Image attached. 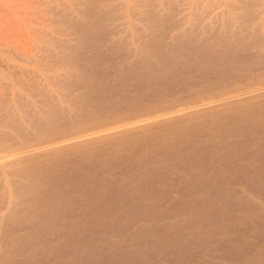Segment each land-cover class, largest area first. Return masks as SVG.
I'll list each match as a JSON object with an SVG mask.
<instances>
[{
	"label": "bare ground",
	"instance_id": "6f19581e",
	"mask_svg": "<svg viewBox=\"0 0 264 264\" xmlns=\"http://www.w3.org/2000/svg\"><path fill=\"white\" fill-rule=\"evenodd\" d=\"M249 7L246 2L239 25L225 13L220 27L231 36L224 40L197 37L191 27L204 24L189 20L191 14L186 23L168 22L149 7L142 32L132 28L138 22L127 13L128 29L105 31L110 35L96 42L97 19L85 12L76 21L77 41L65 44L67 52L59 46L49 52L52 66L16 65H23L16 68L20 80L36 92H21L17 81H8L15 97L5 94L12 104L3 106L14 111L6 114L0 106L10 126L0 131V264L53 258L120 264L122 257L157 264L163 245L178 251L173 238L183 230H189L179 238L183 243L231 237L230 224L250 222L253 233L264 232V82H258L260 69L253 81L250 63L237 57L246 47L243 56L251 59L256 22ZM258 39L252 45L262 49ZM256 47L254 56L264 59ZM104 49L116 57L107 60ZM216 207L224 208L221 216ZM181 220L187 221L184 229ZM244 233L232 246L250 247L245 263L264 260ZM136 240L145 243L126 250ZM121 246L125 253L113 255Z\"/></svg>",
	"mask_w": 264,
	"mask_h": 264
},
{
	"label": "rangeland",
	"instance_id": "374dc122",
	"mask_svg": "<svg viewBox=\"0 0 264 264\" xmlns=\"http://www.w3.org/2000/svg\"><path fill=\"white\" fill-rule=\"evenodd\" d=\"M246 2L249 3V6H250L249 8L252 9L250 10L251 11L250 13H253V16L251 14L253 18L251 21L252 22L254 21L253 23L256 22L255 24H252L253 28L255 29L257 27L256 25H260L262 23V25H260L262 27L259 26L260 27L259 29L257 27L255 29L256 31L251 27V24H250V27H251L250 31L252 32V34L251 32L249 33L253 35L251 36L249 34V36H251L252 38L251 39L252 41L251 40L250 41L254 43L255 41H257V38L259 37L260 41L263 39V41H261L260 44L263 45L264 47V25H263L264 0H0V76L2 78L0 79V84H1L0 89L1 88L3 89L5 87L4 90H6V91L3 90L4 93H1L2 90L0 91L1 93L0 94V104L2 103V105L0 106L3 107L5 110L6 109L5 107L7 106H3V105L7 104L5 102L9 101L8 99H10L9 98L10 95H11V98L12 96L15 97L14 95L8 92V90L11 88V85L8 84V81H11L10 83L13 82L14 84L17 81L18 85L16 83V87L21 92L25 93V91H27L29 93L31 92V94H35L36 92L35 88L27 87L25 85L26 83L20 80L21 74L18 75L19 71L17 72L16 68L19 66L22 67L23 65L22 66L21 65L16 66V65L22 64V63L24 64L25 62V63H29L27 64V66L29 65L30 68L33 66L34 69L35 68L43 69L44 67L47 69L50 66H52L50 62L54 63V60L50 57L49 52H51V50H54L58 46L62 48L63 52H67V48L65 44L67 42L75 43L77 41L78 32H77L76 24L77 22L79 23L83 19L79 17H81L85 12L92 14L97 19V23L92 25V30L95 32L93 33V36H91L94 38L92 40L96 42H98L99 40L102 41L107 36L110 35V33L108 35L105 34L104 33L105 31L110 30L109 32L111 31L114 32L115 30L128 29L129 26L127 27L125 26L126 25L125 18H126L127 13H129L134 18V20L138 22L132 28L139 29L140 31L141 29L144 30L149 26L148 20L152 16L151 14H153L154 17H156L159 20L160 19L167 20L168 22H174V20L179 21L183 19V21L186 23L187 22L185 21L186 19L188 20V18L191 17L189 18V20H191L193 17L195 23L200 21V23L199 22L198 23L200 25L201 23L204 25H201V26L198 25L199 27L197 26L191 27L190 25H188L189 26L188 27L187 24H185L184 22H181V25L186 26V27L184 26L185 28L184 27H181V28L189 29L191 27V30L192 29L194 30L193 33L196 34V36L199 38H210V37L213 38L217 35L219 38L223 36V38L221 37L220 39L224 40L226 39V37L228 38L229 36H231V35L227 36L228 34L225 33L226 37H224L223 32H226L225 28L224 26L222 28L220 27V25H223V22L225 25V21H227L225 20V16L227 15V13L228 14L231 13L230 15L232 16L235 15L233 19L235 18L237 20V21L235 20L237 22V25H239L238 23L241 22L242 14H243L241 13V11L243 12V6L246 4ZM149 7L152 8L153 13L151 14L147 12V9ZM188 15L190 16L187 17ZM228 16L229 15H227L226 17ZM237 17L239 19H237ZM184 18L186 19L184 20ZM191 21H193V19ZM234 22L232 23V26H237L234 24ZM205 25L207 26L206 29L204 27ZM202 26L204 27L203 29H202ZM236 28L239 31L238 26L232 27V29H234L235 32L237 31ZM152 31L154 30L151 29L147 31V33H151ZM237 35L238 34L236 33V35H234V38ZM234 38L231 40L234 41L235 40ZM249 39L250 37L248 38V41ZM231 40L230 41L228 40V41L232 42ZM249 44H250L249 47L252 50L249 51L248 56H250L251 59H248V57H246V54H248L247 53L248 51L245 52L247 50L245 49L246 47L243 49V51H238L237 57L241 58V60H243L244 62L248 60V62L250 63L249 66L250 65L252 66V67L250 66L249 69L252 71L251 74L253 77L252 78L253 81L254 80L257 81L258 73L261 72L262 73L261 75L263 77L262 79H260L261 77L260 75L258 82L259 81L264 82L262 81L264 80L263 79L264 78V59H261L262 58L261 57L259 60H257L255 57L257 53L254 50V47L256 46L254 45L253 47L251 43ZM259 47L260 45H258L255 49H258L259 52L262 51L260 53L258 52L259 56H261V53H263L264 51L262 49L264 48L262 47L261 49V47L260 48ZM243 52L246 53L244 54V56H243ZM90 53H91L90 48H86L84 50L85 55L88 56L90 55ZM101 53L103 54L104 57L107 58V60H109V57L111 58L116 57V54L112 52H108L107 49H104L102 52H100V54ZM111 53L113 55H110ZM253 56L259 62L258 64H257V61H255ZM261 60H262V63H260ZM252 61L256 62V63L254 62L255 66L252 65L253 64ZM24 65L26 66V64ZM11 68L13 69V71H11L12 70ZM259 69H260V72H259ZM255 70L257 71V73ZM12 74H14V76ZM3 77L4 79L8 78V79H5L7 81H5ZM12 78H13V81L11 80ZM6 82L7 84H4ZM3 84L9 85L10 87L2 86ZM57 87L59 89V83ZM5 94L9 96L6 101L5 99L7 98V96ZM1 98L3 100H1ZM10 101H12V99ZM56 102H57L56 107L59 110V95H58V101ZM10 104H12V102H10ZM4 110H1L0 112V118H2V120L0 119V124H1L0 131L3 130V132L6 126L10 128V126L5 124L6 120L8 119L6 117L7 115L5 116V114H2ZM8 110L14 111L13 106L11 105V109L9 106L8 109L5 110L6 114H9L7 113ZM12 112L10 113L11 115H12ZM20 112L25 113V114L18 113L19 116L21 115V117H23V114L26 116L28 113L27 110H24V109L20 110ZM15 113L13 114L15 115ZM3 115L6 118L3 119L2 117ZM25 116L23 118H25ZM13 117L17 118V114ZM13 117L10 119L14 123V127H16L17 126L16 124H19V122L17 123V120H20V118L19 119L17 118L16 120ZM23 120L21 119L20 121L22 122ZM3 124L6 126H4ZM8 128L6 129L9 130ZM7 130L5 131L8 132ZM12 130H9V132L10 131L12 132ZM17 134L18 133L16 132L15 136ZM17 136H19V134ZM179 165L183 166L182 162H179ZM232 187L234 188V190H237L239 189L240 186L237 185V183H235L233 184ZM259 199L264 201V197L259 196ZM215 209L216 210L214 212H216L219 216H221L224 212V208L222 207H216ZM151 222L155 224H160L164 221H160L159 223L157 221L155 222L151 221ZM162 225L163 224H161L160 226ZM179 225H181V228L184 229L186 228L185 225H187V221L181 220L179 222ZM254 228H255L254 224H251L250 222H247L246 225L245 224H242V225L230 224L229 231H230V234H232L231 237L227 236L229 235L228 233L227 235H222V236L221 235L218 236L216 234L211 235V236L206 235L202 237L203 241L198 242V243H194L195 240L193 239L195 238H193L189 243L181 242L179 240V238H183L181 234H186L187 236L189 232V230H183L185 233H179V234L176 233V235H174V238H173V239H176L174 242H175L177 249L179 248L178 251L177 252L167 251L165 250L164 245H163V250L160 252L157 251L155 253V255L158 254V257L156 256L155 261L157 262V264H254V261H250V263H245V257L249 254L250 247L247 248L246 250L244 249L241 251L239 249L236 250L232 246V244H235L236 241L244 239L240 237V235L245 232L244 236H247L245 237V240L251 239L253 240V243L256 244L254 246L255 248L254 253L257 254L258 252L264 255V250L260 246L264 243V232H262L261 234L253 233ZM155 231H158V230H155ZM172 232L173 231H170L169 234H172ZM206 238L208 239L207 241H206ZM142 243H145V242L141 240L133 241L131 245H128L126 247V250L128 249L129 246L142 245ZM69 245L70 244L66 240H63V242H61V247L63 248L64 252H68ZM112 253L115 256L122 255L125 253V248H122L121 246V248L116 249ZM137 255L142 257L143 252H142V256H141V253H138ZM188 256H191V257H188ZM182 257L184 258L188 257L187 259H189L190 261H187L186 259L184 260ZM38 259H41V257H38L37 260ZM135 259L136 258H132V257H122L120 258V264L121 263L122 264H137L135 262ZM39 262L40 260L38 261V263ZM50 262L52 263L44 262L41 264H62L60 260L58 261L55 258H53L52 261ZM257 263L258 262H255V264ZM68 264H72V263H68ZM73 264H87V261H84V262L74 261ZM88 264H94V263L88 262ZM144 264H152V263L149 261H146ZM258 264H264V260H259Z\"/></svg>",
	"mask_w": 264,
	"mask_h": 264
}]
</instances>
